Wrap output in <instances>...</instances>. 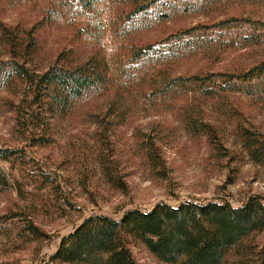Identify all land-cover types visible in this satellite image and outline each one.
<instances>
[{
  "label": "rangeland",
  "instance_id": "374dc122",
  "mask_svg": "<svg viewBox=\"0 0 264 264\" xmlns=\"http://www.w3.org/2000/svg\"><path fill=\"white\" fill-rule=\"evenodd\" d=\"M0 24L34 44L35 73L106 65L104 83L39 126L22 81L6 83L2 63L21 60L0 32V149L16 151L0 161L9 180L0 187V264H46L94 215L120 221L161 203L264 200V161L245 138L264 145V92L211 78L264 63V43L244 41L264 33V0H0ZM192 29L196 44L180 46ZM129 247L139 264H167L139 242ZM262 248L264 231L226 264H253Z\"/></svg>",
  "mask_w": 264,
  "mask_h": 264
},
{
  "label": "trees",
  "instance_id": "16d2710c",
  "mask_svg": "<svg viewBox=\"0 0 264 264\" xmlns=\"http://www.w3.org/2000/svg\"><path fill=\"white\" fill-rule=\"evenodd\" d=\"M229 24L228 21L220 26ZM196 30L182 33L178 42L184 44L180 46H194ZM0 32L6 34V42L14 52L15 60L23 61L22 64L16 61L2 63L6 83L22 81L26 95H30L29 106H37L39 110L35 115L39 126L48 125L52 118L66 113L75 99L106 80L105 72L101 71L106 69L104 62L91 61L72 68L53 66L43 73H35L28 68L27 61L34 44L29 42L25 46L23 40L15 39L1 24ZM186 38L192 40L186 41ZM244 41L262 44L264 33L255 35L252 31ZM149 50L151 48L141 50L137 56L147 55ZM213 77L224 79L230 90L264 92V63L241 75L217 74ZM207 78L203 81L211 80L210 76ZM192 81H199V78ZM255 93L247 91L246 94ZM245 138L246 148L253 159L263 162L264 145L248 133ZM15 155L16 151L0 149L1 162H8ZM8 185L9 180L0 168V187ZM262 231L264 200L259 197H251L239 208L229 202H185L177 207L161 203L149 211L129 210L120 221L104 215L88 217L62 239L46 264H139L129 247L132 242L141 243L167 264H226L232 253L241 255L240 246L246 240ZM252 260L253 264H264V248Z\"/></svg>",
  "mask_w": 264,
  "mask_h": 264
}]
</instances>
